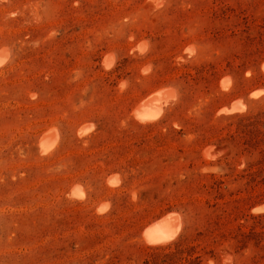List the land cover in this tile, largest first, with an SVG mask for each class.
Listing matches in <instances>:
<instances>
[{"label":"rangeland","instance_id":"rangeland-1","mask_svg":"<svg viewBox=\"0 0 264 264\" xmlns=\"http://www.w3.org/2000/svg\"><path fill=\"white\" fill-rule=\"evenodd\" d=\"M0 55V264H175L141 240L173 212L199 264H264V0H0Z\"/></svg>","mask_w":264,"mask_h":264},{"label":"bare ground","instance_id":"bare-ground-1","mask_svg":"<svg viewBox=\"0 0 264 264\" xmlns=\"http://www.w3.org/2000/svg\"><path fill=\"white\" fill-rule=\"evenodd\" d=\"M157 10V9H156ZM142 47H138L137 51L142 52ZM5 56L0 55V66L3 65ZM111 60H105L103 65L105 68H109ZM264 71V65L262 66ZM231 80V79H230ZM227 82H221L220 87L222 90H226ZM255 94V95H254ZM260 94V91H253L249 94V97L256 98ZM259 97V96H258ZM175 100V94L170 89H159L153 91L143 99H141L132 110V118L142 125H148L157 122L163 115L164 109L167 108L172 101ZM245 109L244 105L239 101H235L227 107H223L219 110L221 114H233L243 112ZM137 116H156L157 119L154 120H145L143 122L139 121ZM87 128H80L77 130V136L81 137L87 134ZM58 143V138L54 130H50L42 134L38 139V154L41 156L50 154L53 151ZM73 198H80L82 193L79 190H74L70 193ZM102 211V209H98ZM179 228L178 234L174 236L170 241H165L163 237L168 236L175 232ZM181 230V221L179 216L176 213H167L160 218L152 221L147 224L141 233V240L146 246H164L173 241H175ZM149 239L158 240L159 243L149 244Z\"/></svg>","mask_w":264,"mask_h":264},{"label":"trees","instance_id":"trees-1","mask_svg":"<svg viewBox=\"0 0 264 264\" xmlns=\"http://www.w3.org/2000/svg\"><path fill=\"white\" fill-rule=\"evenodd\" d=\"M153 124V123H152ZM150 125V124H148ZM170 244V243H169ZM148 247H156L153 249V251H165L169 249L168 252L164 254L165 259H176L175 264H199L200 263V255H196L194 257H191L192 247H188L190 251L187 250V248H182L179 244L173 243L171 245H168L165 247L163 246H148ZM146 264V262H145Z\"/></svg>","mask_w":264,"mask_h":264},{"label":"clouds","instance_id":"clouds-1","mask_svg":"<svg viewBox=\"0 0 264 264\" xmlns=\"http://www.w3.org/2000/svg\"><path fill=\"white\" fill-rule=\"evenodd\" d=\"M159 6H160V5L157 4V7H159ZM121 87H123V85H121ZM254 95H255V94H254ZM136 118H137L139 121H141V122H143V121H145V120H154V119H157L156 116H137ZM241 167H243V164H241ZM202 171H207V169H202ZM212 171H213V172H218L219 169H212ZM80 198L83 199V196L81 195ZM108 207H109V205H105V208H104L103 210H107ZM254 211H255V210H254ZM178 232H179V228H177V229L175 230L174 233H172V234H170V235H168V236L163 237V239H164L165 241H170L171 239L174 238V236H175L176 234H178ZM148 243H149V244H155V243H159V241H158V240H154V239H149Z\"/></svg>","mask_w":264,"mask_h":264}]
</instances>
